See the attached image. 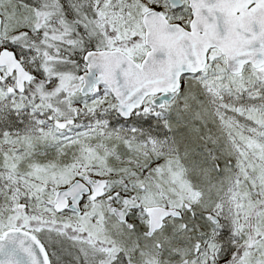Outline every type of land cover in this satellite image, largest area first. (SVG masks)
Wrapping results in <instances>:
<instances>
[{"label":"snow or ice","instance_id":"1","mask_svg":"<svg viewBox=\"0 0 264 264\" xmlns=\"http://www.w3.org/2000/svg\"><path fill=\"white\" fill-rule=\"evenodd\" d=\"M0 264H264V0H0Z\"/></svg>","mask_w":264,"mask_h":264}]
</instances>
